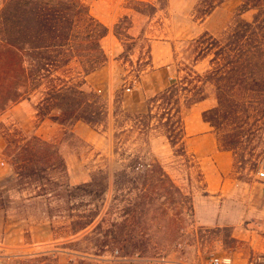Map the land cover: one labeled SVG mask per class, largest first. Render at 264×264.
I'll use <instances>...</instances> for the list:
<instances>
[{
	"label": "rangeland",
	"instance_id": "rangeland-1",
	"mask_svg": "<svg viewBox=\"0 0 264 264\" xmlns=\"http://www.w3.org/2000/svg\"><path fill=\"white\" fill-rule=\"evenodd\" d=\"M84 2L109 28L103 40L108 62L88 80L107 100L108 124L92 128L78 122L68 128L51 118L40 119L34 106L42 90L31 101H23L27 109L16 108L21 102L0 114V159L7 162L0 167V244L2 224L8 222L19 224L25 245L10 251L0 246V264H93L92 257L115 249L150 258L178 253L202 264L212 256L228 257L231 248L242 250L249 264H264V255H254L250 245L232 240L227 230L194 229L192 196L202 190L203 176L196 157L187 150L186 135L173 149L155 118L161 109L154 106L152 118H141L148 114L149 99L172 83L188 86L180 93L183 120L196 85L216 106L215 88L207 82L211 56L202 54L196 41L206 34L224 41L241 19L251 21L254 12L240 16L241 1L224 0L204 17L206 1L170 0L167 9L148 17L132 10L130 0ZM125 16L132 27L126 34L128 21L123 22L124 34L117 38L115 26ZM254 101L242 105L238 113V125L246 132L236 150L234 175L264 182L258 176L264 171V105ZM233 130L224 123L219 135ZM35 135L44 144L37 143ZM9 142L15 152L10 157L5 155ZM23 148L49 149L64 157L67 168L59 159L41 179L24 178L17 166L9 164L25 152ZM100 170L109 175L107 193L86 197L79 187ZM91 212L96 214L93 224L81 230L82 216ZM36 233L42 239L51 237L50 243L42 240L39 247L33 246ZM197 233L200 239L208 238L197 243Z\"/></svg>",
	"mask_w": 264,
	"mask_h": 264
},
{
	"label": "trees",
	"instance_id": "trees-1",
	"mask_svg": "<svg viewBox=\"0 0 264 264\" xmlns=\"http://www.w3.org/2000/svg\"><path fill=\"white\" fill-rule=\"evenodd\" d=\"M169 1L130 0L132 10L148 17L167 9ZM203 1L208 4L204 17L224 2ZM240 1V16L254 12L251 21L241 19L224 41L208 34L196 41L202 45L200 52L211 56L207 82L215 88L217 96V105L203 113V120L216 130L220 149L234 155L246 132L244 126L238 125L242 105L249 100L264 105V0ZM3 5L0 14V114L13 105L31 101L33 95L42 90L34 106L40 119L51 118L68 128L78 122L92 128L107 127V100L89 83L88 77L108 62L103 40L109 35V28L91 14L84 0H4ZM201 7L200 4L198 12ZM126 21V34L132 27L129 17L125 16L115 26L117 38L124 34L121 25ZM196 88L198 91L188 99L191 106L207 98L201 95L203 87L196 85ZM182 91L187 92L188 86L172 83L149 99L148 114L141 116L152 118L154 106L161 109L155 118L164 128L173 149L186 135ZM224 123H230L234 130L223 137L219 132ZM33 138L44 144L36 135ZM15 147L20 149L19 144ZM12 149L13 143L9 142L5 155L12 156L15 153ZM23 150L25 152L15 155L9 164L17 166L21 170L18 174L24 178L41 179L43 172L55 166L59 159L67 168L64 157L49 149L44 152ZM79 188L86 197L105 195L109 189V175L103 170L91 173ZM178 191L183 196L182 190ZM95 218L93 212L82 216L81 230L93 224Z\"/></svg>",
	"mask_w": 264,
	"mask_h": 264
},
{
	"label": "crops",
	"instance_id": "crops-1",
	"mask_svg": "<svg viewBox=\"0 0 264 264\" xmlns=\"http://www.w3.org/2000/svg\"><path fill=\"white\" fill-rule=\"evenodd\" d=\"M92 76L93 74L88 80ZM24 104L25 102L16 108L25 109ZM30 106L32 107V104ZM214 106L215 103L208 97L192 105L184 117L186 147L196 157L203 176L202 190L192 196L193 227L200 231L227 230L232 240L250 245L254 255L263 256L264 182L240 180L234 175V153L220 149L213 128L203 120V113ZM1 230L4 235L0 246L9 251L25 247L23 231L19 224L9 225L4 222ZM14 235L16 239L12 238ZM35 236L33 246L39 247L42 240L46 241V244L50 243L51 237L42 239L39 233ZM207 238L208 236H205L200 239L199 233L196 234L197 243ZM192 257L177 253L169 256V259L170 264H197ZM228 257L232 259V264H249L248 257L239 248H231Z\"/></svg>",
	"mask_w": 264,
	"mask_h": 264
},
{
	"label": "built area",
	"instance_id": "built-area-1",
	"mask_svg": "<svg viewBox=\"0 0 264 264\" xmlns=\"http://www.w3.org/2000/svg\"><path fill=\"white\" fill-rule=\"evenodd\" d=\"M7 162L0 159V167L6 166ZM260 179H264V171L258 173ZM181 246V245H180ZM93 264H170L169 256H159L156 258L144 257L139 253L126 254L119 249H115L110 253L97 255L91 259ZM230 257L212 256L207 262L202 264H232Z\"/></svg>",
	"mask_w": 264,
	"mask_h": 264
}]
</instances>
